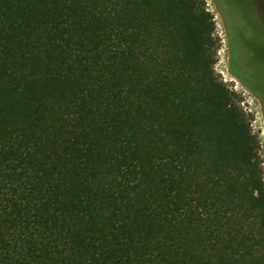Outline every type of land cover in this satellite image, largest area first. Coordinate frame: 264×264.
<instances>
[{
  "label": "trees",
  "instance_id": "1",
  "mask_svg": "<svg viewBox=\"0 0 264 264\" xmlns=\"http://www.w3.org/2000/svg\"><path fill=\"white\" fill-rule=\"evenodd\" d=\"M206 0H0V264H264V160Z\"/></svg>",
  "mask_w": 264,
  "mask_h": 264
},
{
  "label": "rangeland",
  "instance_id": "2",
  "mask_svg": "<svg viewBox=\"0 0 264 264\" xmlns=\"http://www.w3.org/2000/svg\"><path fill=\"white\" fill-rule=\"evenodd\" d=\"M219 49L216 70L243 99L264 160V0H206Z\"/></svg>",
  "mask_w": 264,
  "mask_h": 264
}]
</instances>
